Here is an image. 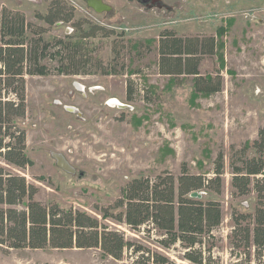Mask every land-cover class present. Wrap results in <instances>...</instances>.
Masks as SVG:
<instances>
[{"label":"rangeland","instance_id":"1","mask_svg":"<svg viewBox=\"0 0 264 264\" xmlns=\"http://www.w3.org/2000/svg\"><path fill=\"white\" fill-rule=\"evenodd\" d=\"M55 1L0 0V10L23 13L27 21L45 28L47 41L70 37L82 45L87 58L118 73L103 75L93 68L85 75L25 76V116L15 124L26 133L25 154L32 165L17 168L1 157L0 165L36 186L37 201L97 215V208L112 204L134 178L163 171L177 177L183 163L190 173L211 176L221 152V193L204 192L203 198L218 201L223 212L212 231L210 262L231 264L240 255L230 244L231 213L253 212L255 202L253 194L231 196L229 164L238 163L239 150L256 138L264 124V0H154L148 8L141 0H106L119 15L104 18L77 7L70 21L47 25L38 17L48 14ZM57 1L71 8V1ZM94 26L105 32L81 37ZM218 27L226 28L219 38ZM164 30L178 37L214 36L217 44L223 42V65L216 55L203 56L199 64L201 75L220 71L221 91L195 95L192 77L173 79L158 73V40ZM252 155L248 150L247 156ZM58 156L68 169L59 164ZM110 224L126 239L157 248L177 264H190L182 259L179 246L156 247L157 236H149L146 227L133 231ZM133 261L129 251L114 259L96 248L0 246V264Z\"/></svg>","mask_w":264,"mask_h":264},{"label":"trees","instance_id":"2","mask_svg":"<svg viewBox=\"0 0 264 264\" xmlns=\"http://www.w3.org/2000/svg\"><path fill=\"white\" fill-rule=\"evenodd\" d=\"M54 10V9H53ZM50 9V14L53 12ZM64 20L72 12L58 7ZM52 23L57 17H38ZM104 28L92 27L86 38ZM226 28L218 27L215 37ZM45 28L27 21L19 11L0 10V157L9 165L25 168L32 165L26 156V133L16 126L25 116V76L88 74L93 68L103 75L117 74L110 66L87 58L80 43L70 37L44 39ZM109 34L112 32L107 31ZM107 33V34H108ZM214 36L178 37L164 30L158 40V73L174 78L192 77L195 95L221 91L222 76L201 75L203 56L216 55L221 65L223 42ZM121 74V72L119 73ZM253 151L251 157L248 150ZM238 163L231 161L230 189L234 198L253 194V212L233 210L230 244L239 251L231 264H264V124L256 138L239 150ZM224 156L213 161L211 176L190 173L181 164L174 177L163 171L154 177H138L121 189L112 204L97 208V215L62 208L56 203L43 204L34 198L36 186L25 177L0 165V246L7 249H99L104 255L121 259L126 251L134 256L133 264H177L157 248L134 243L111 226L122 224L138 231L155 234L156 247L169 250L179 246L181 257L190 264H211L212 231L221 223L223 212L218 201L203 198L205 193L220 194L223 186ZM203 192L200 197H190Z\"/></svg>","mask_w":264,"mask_h":264},{"label":"flooded vegetation","instance_id":"3","mask_svg":"<svg viewBox=\"0 0 264 264\" xmlns=\"http://www.w3.org/2000/svg\"><path fill=\"white\" fill-rule=\"evenodd\" d=\"M65 1H71V2H69L71 8H68L63 2L56 0L54 2V7H52L54 9V10L52 9L53 12H51V14L49 12L46 15L40 16V17H49L51 19L57 17L59 19L54 20V22H52V23L46 22L43 19H41V20L44 21L47 25H53V24L57 25V24H61V23L66 22L64 20V14L59 13L58 7H60V6H65L69 11H71L72 17H73V13H74L75 9L77 10V7H80L82 9H84V7H85L86 9L92 10L95 13L101 14L102 17H104V18L119 15V13L116 12L117 11L116 8H113L110 4H108L106 2V0H78L83 5V7L79 6V4L73 0H65ZM141 1L144 4V6L147 8L150 7L152 3H154L153 2L154 0H141ZM95 8L101 9V11H96ZM260 21H263V20H260ZM102 26H97V27L104 28Z\"/></svg>","mask_w":264,"mask_h":264},{"label":"water","instance_id":"4","mask_svg":"<svg viewBox=\"0 0 264 264\" xmlns=\"http://www.w3.org/2000/svg\"><path fill=\"white\" fill-rule=\"evenodd\" d=\"M95 9H96V11H101V9H98V8H95ZM63 165L67 166L66 162L63 161ZM68 168L69 167L67 166V169ZM202 194H203V192H199V193L198 192H193V193L190 194V197H200Z\"/></svg>","mask_w":264,"mask_h":264},{"label":"bare ground","instance_id":"5","mask_svg":"<svg viewBox=\"0 0 264 264\" xmlns=\"http://www.w3.org/2000/svg\"><path fill=\"white\" fill-rule=\"evenodd\" d=\"M120 106H122V105H120ZM68 108L71 110H75L74 108H70V107H68ZM57 160L61 166L65 167L67 169V166L63 165V160L59 156L57 157Z\"/></svg>","mask_w":264,"mask_h":264}]
</instances>
